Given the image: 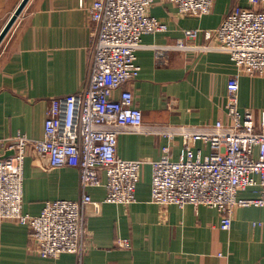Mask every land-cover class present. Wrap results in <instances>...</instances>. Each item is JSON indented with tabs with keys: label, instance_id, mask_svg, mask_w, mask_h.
<instances>
[{
	"label": "crops",
	"instance_id": "0c3cea01",
	"mask_svg": "<svg viewBox=\"0 0 264 264\" xmlns=\"http://www.w3.org/2000/svg\"><path fill=\"white\" fill-rule=\"evenodd\" d=\"M22 0H0V32ZM95 0H29L0 44V154L7 140L18 133L32 139L44 137L51 100L82 91L91 68L92 27L89 8ZM246 0H214L203 16L183 14L171 2L157 1L149 13L168 25L167 31L147 33L138 50L141 71L126 84L144 121L157 125H207L227 121V85L240 73L239 106L259 119L264 109V75L239 71L230 54L171 48L185 39V31L201 29L194 42L214 43L204 31L219 27L235 6ZM121 90H116L118 98ZM170 147L173 159L183 149L181 136L144 131H124L118 138V154L144 159L136 201L103 203L99 213L88 206V239L83 254L64 252L42 257L30 235V227L16 220L0 223V264H264V207H234L232 226H220L221 212L207 205H160L152 201V162ZM196 148L210 151L203 141ZM103 182L106 176L102 173ZM94 200L107 195L104 185L88 187ZM76 167L49 168L30 149L24 165L23 210L33 215L53 199H79L82 195ZM259 196V186L240 190L239 198ZM131 247H122L119 240Z\"/></svg>",
	"mask_w": 264,
	"mask_h": 264
},
{
	"label": "built area",
	"instance_id": "2783aa9c",
	"mask_svg": "<svg viewBox=\"0 0 264 264\" xmlns=\"http://www.w3.org/2000/svg\"><path fill=\"white\" fill-rule=\"evenodd\" d=\"M157 1L174 3L183 14L203 16L214 0H95L89 8L92 27L90 76L80 92L51 100L42 139L18 133L7 140L10 153L0 154V223L16 220L30 227V235L42 257L69 252L82 255L88 239L87 213H99L103 203L131 204L144 159H125L118 154V138L124 131H144L183 139L178 159L170 147L152 162L151 199L160 205H207L221 212L220 226H232L234 207H264V109L259 119L239 106L240 73L228 81L227 121L207 125H157L144 121L126 84L138 78L137 62L143 36L168 30V25L149 13ZM249 7L231 9L219 27L204 31L216 42L196 44L201 29L185 31V39L164 48L230 54L239 71L264 75V0H246ZM121 90L116 98L114 93ZM203 141L210 151L196 148ZM30 149L48 162L49 168L76 167L82 195L79 199L47 200L37 215L23 210L24 165ZM102 173L106 181L102 180ZM104 185L103 201L94 200L88 187ZM259 186V196L239 198L240 190ZM131 247L128 240H119Z\"/></svg>",
	"mask_w": 264,
	"mask_h": 264
},
{
	"label": "water",
	"instance_id": "95a60500",
	"mask_svg": "<svg viewBox=\"0 0 264 264\" xmlns=\"http://www.w3.org/2000/svg\"><path fill=\"white\" fill-rule=\"evenodd\" d=\"M28 2H29V0H22L20 2V4L18 5L17 9L13 13V15L10 17V19L7 22V24L3 28V30L0 32V44L2 43L4 38L6 37V35L10 31V29L12 28V26L15 24V22L17 21L18 17L23 12V10L26 7V5L28 4ZM10 153H13V152H8L6 155H8Z\"/></svg>",
	"mask_w": 264,
	"mask_h": 264
}]
</instances>
